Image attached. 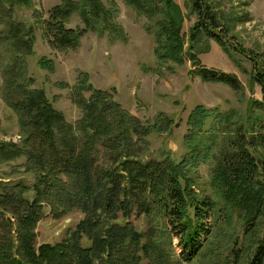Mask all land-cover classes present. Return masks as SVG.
<instances>
[{
    "label": "trees",
    "instance_id": "1",
    "mask_svg": "<svg viewBox=\"0 0 264 264\" xmlns=\"http://www.w3.org/2000/svg\"><path fill=\"white\" fill-rule=\"evenodd\" d=\"M159 1L126 0L152 18L159 13L155 53L162 60L172 57L182 62V17L178 11L173 15L178 7L172 0H164L165 9ZM189 2L196 17L190 40L201 32L226 48L223 39L228 29L211 4ZM31 7L32 0H0V43L8 56L1 89L21 133L19 142H0V264H263L264 160L256 159L250 150L257 140L264 148L263 118L249 119L244 114L232 123L228 114L203 106L192 112L189 138L204 141L207 137L202 133L209 131L211 137L200 146L201 153L206 155L213 144L217 149L212 178L215 198H203L191 187L189 169L194 163L186 158L181 162L149 158L146 143L138 141L151 129L137 124L87 75L79 77L74 89L73 100L82 110L74 124L54 108L44 90L31 88L33 80L25 75L22 62L34 55L35 30L16 21L13 14L17 8ZM111 12L100 0H63L49 10L46 35L56 46L75 47L85 32L103 33L114 27ZM73 14L85 25L81 31L66 26ZM250 60L262 99L250 101L248 110L264 115V61L255 56ZM38 63L52 69L53 62L46 58ZM196 71L205 80L240 89L234 75L205 67ZM84 91L90 92L89 97ZM217 129L224 131L222 137ZM218 139L223 140L220 145ZM190 147L197 149L191 142ZM4 165L11 167L6 174L1 172ZM20 168L22 176L13 179L11 171ZM30 193L33 196L28 198ZM45 205L54 218L73 210L83 217L61 242L37 245L35 228ZM135 209L144 216L159 210L168 241H151L147 233L142 243L144 235L127 221ZM221 213L228 232L213 243L209 234ZM235 214H241V219L235 221ZM171 237L182 249L177 257L172 252V258L162 249Z\"/></svg>",
    "mask_w": 264,
    "mask_h": 264
},
{
    "label": "rangeland",
    "instance_id": "2",
    "mask_svg": "<svg viewBox=\"0 0 264 264\" xmlns=\"http://www.w3.org/2000/svg\"><path fill=\"white\" fill-rule=\"evenodd\" d=\"M62 1L32 0L31 8H17L13 13L16 21L31 25L35 30L34 55L24 58L22 62L25 75L33 80L31 88L44 90L54 108L74 124L82 117L80 106L73 100L74 89L79 77L87 75L96 89L111 94L136 119L137 124L151 129L143 140L135 139L146 143L144 145L151 152L149 158H170L175 162L186 158L192 161L194 164L189 169L192 189L203 198H215L212 178L216 170L217 149L213 144L206 155L201 153L200 146L211 137V133H202L207 137L204 141L196 136L190 139L193 133L190 116L198 106H203L218 114H228L232 123L244 114L249 119L264 120L260 110H248L250 101L262 99L261 88L252 79L255 68L250 57L264 61V0H207L221 18L222 25L228 29V35L223 39L226 48L201 32L196 34L193 41L190 40V30L196 21L190 12V2L172 0L178 7L172 10L173 15L178 11L182 17L179 30L183 44L182 62L172 57L162 60L155 53L158 45L156 19L159 13L152 18L147 11L135 8L126 0H100L112 10L109 20L114 27L111 25L103 33L85 32L75 47L56 46L46 35V23L49 10ZM159 6L166 8L164 0L159 1ZM66 26L79 31L85 27L78 14H73ZM2 27L3 23L0 22V29ZM7 57L0 43V142H19L21 133L17 116L5 103L1 89L5 81L3 65ZM40 58L52 61V69L40 67ZM201 67L236 76L240 89L203 79L196 71ZM89 95L90 92L84 91L85 97ZM209 126L207 124L205 129ZM223 132L216 130L219 137L223 136ZM190 142L196 150L190 149ZM222 142V139H218L217 145ZM250 150L256 159L264 160V148L258 140L254 141V147ZM10 168L4 165L1 172L6 174ZM22 171L23 168L12 170V178L17 180L22 176ZM32 196L33 193H30L28 198ZM82 217L80 211L73 210L54 218L50 206L45 205L44 215L35 228L36 244L61 242ZM217 219L209 234V240L213 243L228 232L224 214L221 213ZM240 219L241 214L234 215L235 221ZM127 221L132 222L144 235L142 243L146 241L147 233L151 241H168L159 210L150 211L144 216L137 214L135 209ZM211 225L212 220L208 228ZM162 249L169 257L172 252L177 257L182 251L176 237H171V242Z\"/></svg>",
    "mask_w": 264,
    "mask_h": 264
}]
</instances>
